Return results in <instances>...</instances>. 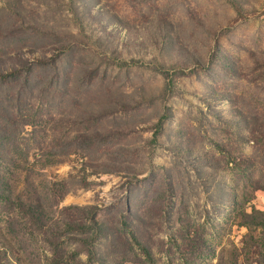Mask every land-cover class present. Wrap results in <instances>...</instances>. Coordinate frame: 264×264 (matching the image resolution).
Instances as JSON below:
<instances>
[{"label": "rangeland", "instance_id": "1", "mask_svg": "<svg viewBox=\"0 0 264 264\" xmlns=\"http://www.w3.org/2000/svg\"><path fill=\"white\" fill-rule=\"evenodd\" d=\"M0 72V264H264V0H0Z\"/></svg>", "mask_w": 264, "mask_h": 264}, {"label": "trees", "instance_id": "2", "mask_svg": "<svg viewBox=\"0 0 264 264\" xmlns=\"http://www.w3.org/2000/svg\"><path fill=\"white\" fill-rule=\"evenodd\" d=\"M39 63L41 64V63H43V61L40 60ZM10 74H12V73H10ZM12 75H14V74H12ZM119 169H122L121 166H116L112 170L117 171ZM90 214H91L90 217H92L93 213L90 212ZM241 215H243V217L245 219L242 225L248 227L249 231H252V228H255V227H263L264 228V213L259 212V211H252L250 214L245 212V213H242ZM93 221L96 224V226L94 227L96 231H99L102 234L104 232H107L106 231L107 228H104L103 224H100L99 222H97L95 220H93ZM125 228L128 229V227H125ZM129 233H130L129 237H128V233H127V237L125 238V242L131 243V239L133 238L136 243H139V241L136 238L135 233L133 231H131ZM113 236L115 239L122 240V238L124 237V234L123 233L120 234V229H119L115 234H113ZM130 237H131V239H130ZM138 246H140V248H142L143 251L146 249L141 243ZM144 253L147 255L146 251H144ZM123 259L124 260L127 259V256H125ZM117 264H121V263L119 262Z\"/></svg>", "mask_w": 264, "mask_h": 264}]
</instances>
